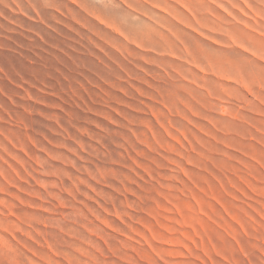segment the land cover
I'll return each instance as SVG.
<instances>
[{
    "label": "rangeland",
    "instance_id": "rangeland-1",
    "mask_svg": "<svg viewBox=\"0 0 264 264\" xmlns=\"http://www.w3.org/2000/svg\"><path fill=\"white\" fill-rule=\"evenodd\" d=\"M146 5L0 0V264H264V20L149 51Z\"/></svg>",
    "mask_w": 264,
    "mask_h": 264
},
{
    "label": "crops",
    "instance_id": "crops-1",
    "mask_svg": "<svg viewBox=\"0 0 264 264\" xmlns=\"http://www.w3.org/2000/svg\"><path fill=\"white\" fill-rule=\"evenodd\" d=\"M146 16L149 18L143 28V37L145 49L149 51L157 52H190L195 50H208V46L204 43H200L199 40L194 39L192 42L188 39L191 36L198 37L197 35L185 32L183 30V24L188 21L193 22V26H196L195 21H215L214 25L222 28L221 33L223 35L231 36L230 40L237 42L240 46H243V22L245 20L250 21L251 28L259 27L263 24L264 20V0H145ZM202 2L207 4V7L195 10L194 5L202 6ZM182 5L187 11L182 10ZM217 6L224 12L217 10ZM157 9H163L167 14L158 11ZM179 9V10H178ZM224 16L223 18H221ZM133 17V15H132ZM216 20L231 21V25L225 23H217ZM108 28L117 33L130 34L126 23H121L120 19L114 15H105L101 20ZM199 26H203L202 23H198ZM239 29V32L231 33V27ZM176 27V30L172 29ZM204 23V28H206ZM245 29V28H244ZM168 30V31H167ZM212 30V29H211ZM216 32L215 29L212 30ZM122 34V33H121ZM233 34V35H232ZM211 35V34H210ZM216 34L211 35L215 38ZM174 40H171L172 37ZM234 36V38H233ZM236 44V43H234ZM200 48H195L194 46ZM245 50V49H244ZM246 62V60H243Z\"/></svg>",
    "mask_w": 264,
    "mask_h": 264
}]
</instances>
